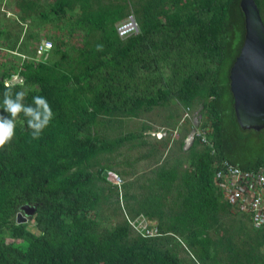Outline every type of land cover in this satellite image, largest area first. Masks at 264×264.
I'll return each instance as SVG.
<instances>
[{"label":"trees","instance_id":"1","mask_svg":"<svg viewBox=\"0 0 264 264\" xmlns=\"http://www.w3.org/2000/svg\"><path fill=\"white\" fill-rule=\"evenodd\" d=\"M241 1L15 0L17 19L0 20V100L15 85L26 104L45 97L54 118L38 140L18 123L0 148V264H264V226L233 211L215 182L222 159L264 167L245 140L264 130L241 128L230 86L246 35ZM131 13L140 29L122 37ZM42 35L53 44L39 55ZM199 106L211 144L196 135L184 149V110ZM155 111L168 134L153 141L144 117ZM130 119L144 122L124 132ZM124 147L146 148L137 161L174 163L138 175ZM24 205L36 210L19 223ZM139 216L157 219L156 234L134 228Z\"/></svg>","mask_w":264,"mask_h":264},{"label":"water","instance_id":"2","mask_svg":"<svg viewBox=\"0 0 264 264\" xmlns=\"http://www.w3.org/2000/svg\"><path fill=\"white\" fill-rule=\"evenodd\" d=\"M246 35L230 73L237 121L245 130H264V20L256 0H242ZM36 210L24 205L18 222H26ZM25 213H24V212ZM26 214V215H25Z\"/></svg>","mask_w":264,"mask_h":264},{"label":"built area","instance_id":"3","mask_svg":"<svg viewBox=\"0 0 264 264\" xmlns=\"http://www.w3.org/2000/svg\"><path fill=\"white\" fill-rule=\"evenodd\" d=\"M139 22L135 14L131 13L118 25V32L122 37L138 32ZM52 41H44L40 46L38 53L42 54L52 46ZM17 77H14V80ZM190 108L185 109L184 118L190 117ZM210 132L208 127H197L193 134L201 137L203 143H210L207 134ZM174 133V132H173ZM178 133L175 130L174 136ZM158 138L168 134L162 130L154 133ZM192 137V139L194 138ZM211 144V143H210ZM215 151V150H214ZM219 170L216 174L218 186L223 190L229 203L237 210L249 212L255 227L264 226V167L257 171H251L241 168L238 164L232 163L228 159H222L217 163ZM108 180L115 184H122L123 177L117 172L111 170L108 172ZM139 222L134 220L132 225L136 230L144 231L146 234H156L157 229H150L148 226H139Z\"/></svg>","mask_w":264,"mask_h":264},{"label":"clouds","instance_id":"4","mask_svg":"<svg viewBox=\"0 0 264 264\" xmlns=\"http://www.w3.org/2000/svg\"><path fill=\"white\" fill-rule=\"evenodd\" d=\"M103 47L102 44L97 45L96 51H103ZM15 87L6 86L0 100V109L8 114H0V148L12 142L18 123L23 126L26 120L32 139L38 140L54 118L53 110L45 97L36 95L31 104H26V90L22 88L14 91ZM21 115L25 119H19Z\"/></svg>","mask_w":264,"mask_h":264},{"label":"rangeland","instance_id":"5","mask_svg":"<svg viewBox=\"0 0 264 264\" xmlns=\"http://www.w3.org/2000/svg\"><path fill=\"white\" fill-rule=\"evenodd\" d=\"M18 12H19V10L16 6L15 0H0V20H3L4 23L9 22L12 24L14 22V20L17 19ZM50 30L51 29H46V32H50ZM41 37H42L41 44L44 41L51 40L50 38L46 39V37L44 35H42ZM201 109H202L201 106H199L198 108L192 110L190 113V117H188L191 119L192 126H193L191 128V133L197 127L202 125L203 121L205 120L206 115L203 114ZM159 112L160 111H155V112L148 114L146 117H144L145 120L147 119L150 123H152L153 128L151 129V131L147 132L148 133L147 138L151 139L153 141L157 138V136L154 133L158 132L160 130L159 128L163 127L162 126L163 125V122H162L163 116H161V114ZM163 114L165 115L166 112L163 111ZM184 114H185V110H184ZM184 120H185V118L183 116L182 121H184ZM127 121L128 122L123 129L124 132L132 131V130H139L141 124L144 122V120H141V119H130ZM208 128L211 130V125H208ZM163 130H167V129L164 128ZM261 133H263V134L260 135V134H256V133L252 132V134L249 135V137L245 139V140H248L249 147H251L253 150L251 153L247 154V156H249L251 158H256V157L264 154V131H262ZM122 151H123V153H122L123 155H120V158L121 159L127 158L133 162H136L138 170H141L142 168H144L145 163H148L150 161L149 159L148 160L142 159L140 161L135 160V157L137 155L145 153L146 148H144V147H134L133 149H129V147H124L122 149ZM134 165H135V163H134ZM122 167H124V165H117V168H122ZM126 169L129 170V168H126ZM125 178L126 177H124V179ZM128 178H129V175H127L126 179H128ZM29 221H30L29 227L33 230H37V227L35 225V223H36L35 220L30 219ZM106 221L107 222L113 221V219H109ZM114 221H116V220L114 219ZM142 225L143 226H149V221L148 220H146V221L141 220L139 223V226L142 227ZM183 257H184V255H183Z\"/></svg>","mask_w":264,"mask_h":264},{"label":"crops","instance_id":"6","mask_svg":"<svg viewBox=\"0 0 264 264\" xmlns=\"http://www.w3.org/2000/svg\"><path fill=\"white\" fill-rule=\"evenodd\" d=\"M168 129V128H166V127H161V128H159L160 130L159 131H162L163 129ZM165 131H167V130H165ZM169 131H172V135L174 136V133H175V131L174 130H172V129H170ZM173 131H174V133H173ZM194 132V131H193ZM193 132L192 133H190L189 135H188V137H187V139L185 140L186 142H185V145H184V149H187L191 144H192V142H193V139H192V137H194V134H193ZM158 138V137H157ZM158 139H161V138H158ZM174 163V161H169V165H166L165 164V160H164V158H162V159H160L159 161H154V162H152V161H149L148 163H145V166H144V168H142L141 170H138L137 169V165H136V171L139 173L138 175H141V174H143V175H148V176H150V177H157L158 176V174L161 172V169H163V166H165L166 165V167H169L170 165H172ZM218 163V162H217ZM186 166H188V163L187 164H185V167ZM247 170V169H246ZM116 172V171H115ZM118 173V172H117ZM119 174V173H118ZM119 175H121V174H119ZM122 176V175H121ZM216 182V185H217V187H218V189L224 194V192H223V190L218 186V184H217V181H215ZM137 189H139V187H138V185H137ZM224 196H225V194H224ZM226 197V196H225ZM227 199V198H226ZM232 209H233V211L235 210V211H238V212H240V213H244V214H248L249 216H250V218H251V214L249 213V212H242V211H239V210H237V209H235L233 206H232ZM138 219L141 221V220H143V221H146V220H148L150 223H153L154 224V226H153V228L154 229H157V231L159 230V227L157 226V224H158V221H157V219H153V220H149V219H147V218H145V217H143V216H139L138 217ZM252 221V220H251ZM251 223H253V222H251ZM254 225V224H253Z\"/></svg>","mask_w":264,"mask_h":264}]
</instances>
